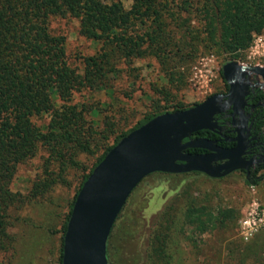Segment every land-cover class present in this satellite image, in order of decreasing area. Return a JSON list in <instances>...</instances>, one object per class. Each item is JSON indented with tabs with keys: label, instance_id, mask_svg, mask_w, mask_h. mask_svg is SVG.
Returning <instances> with one entry per match:
<instances>
[{
	"label": "rangeland",
	"instance_id": "rangeland-1",
	"mask_svg": "<svg viewBox=\"0 0 264 264\" xmlns=\"http://www.w3.org/2000/svg\"><path fill=\"white\" fill-rule=\"evenodd\" d=\"M104 1H120L126 10L133 5L132 0ZM205 1L154 0L162 37L151 42L144 26L133 20L127 36L143 40L137 51L126 50L124 55L114 42L81 35L74 17H48L49 33L63 40L67 66L88 78L68 102L57 95H52V102L54 108L75 105L82 112L81 136L88 149L63 140L58 152L51 155L48 146L39 145L32 157L17 163L8 185L16 199L6 211L10 245L0 252V264H59L62 226L70 205L83 177L116 137L147 115L175 107L188 109L223 92L220 71L227 62L264 67V33L253 35L240 61L205 41ZM91 58L97 67H87ZM90 73L95 75L93 80ZM248 76L251 83H261L264 93V80ZM52 119L48 113L33 117L32 123L48 132ZM189 207L225 212L229 218L217 229L198 234L186 222ZM261 209L264 177L254 186L240 173L218 179L200 173H153L132 191L114 223L111 264H264V229H243V221ZM157 232L165 238L161 254L156 252Z\"/></svg>",
	"mask_w": 264,
	"mask_h": 264
},
{
	"label": "trees",
	"instance_id": "trees-1",
	"mask_svg": "<svg viewBox=\"0 0 264 264\" xmlns=\"http://www.w3.org/2000/svg\"><path fill=\"white\" fill-rule=\"evenodd\" d=\"M132 2L131 9L126 10L120 1L106 3L104 0H0V252L6 251L10 245L6 211L16 199L8 185L17 163L32 157L39 145L48 146L52 155L60 150L63 140H68L69 144H73L72 147L88 149V143H84L81 136L82 129L84 130V125L80 123L84 119L82 112L77 111L75 105L65 106L63 109L54 108L52 102V95H57L62 102H68L88 78L82 77L67 66L63 40L49 33L48 17L70 15L79 20L81 35L93 40L114 42L121 49V55H124L126 50L137 51L141 47L139 40H143L141 36H138V40L127 36L126 29L133 20L144 26V33L151 42H156L163 35L161 16L154 8V0ZM202 12L205 17V41L232 60H242L243 54L252 44L253 35L264 33V0H206ZM148 20H151L152 24L147 25ZM97 66L95 59L87 60V67ZM90 74V80H93L95 75ZM220 75L223 78L222 70ZM225 87L228 89L226 82ZM257 92L258 99L264 100V93L258 90ZM186 109L175 107L172 111L147 115L115 138L83 177L62 226V244L77 194L104 156L123 137L154 117ZM48 113L53 116L50 130L40 131L32 123V118ZM255 122L259 129L264 126V108H259ZM194 136L214 138L213 134L206 130L198 131ZM186 152L204 151L198 149ZM262 178L254 177L245 181L248 185L257 186ZM123 210L124 207L121 213ZM228 216L225 212L212 213L204 208L189 207L185 219L198 234H204L217 229ZM110 236L107 242L109 264ZM163 236L157 232L154 237L155 243H159L156 248L158 254L163 253L165 247ZM256 250L254 255H257ZM61 260L62 248L59 264Z\"/></svg>",
	"mask_w": 264,
	"mask_h": 264
},
{
	"label": "water",
	"instance_id": "water-1",
	"mask_svg": "<svg viewBox=\"0 0 264 264\" xmlns=\"http://www.w3.org/2000/svg\"><path fill=\"white\" fill-rule=\"evenodd\" d=\"M250 74L264 80V67L235 61L222 67L229 87L225 97L230 105L238 99L239 110L246 105L250 92ZM222 97L212 95L186 110L158 115L123 137L104 156L74 201L63 237L61 264H109L107 242L111 230L130 194L145 177L153 173L198 172L218 179L235 170L248 169L239 133L233 140L237 144L231 149L205 138H191L201 130L220 133L215 115L222 110L217 103ZM198 149L208 153L186 152ZM261 159L264 161V156Z\"/></svg>",
	"mask_w": 264,
	"mask_h": 264
},
{
	"label": "flooded vegetation",
	"instance_id": "flooded-vegetation-1",
	"mask_svg": "<svg viewBox=\"0 0 264 264\" xmlns=\"http://www.w3.org/2000/svg\"><path fill=\"white\" fill-rule=\"evenodd\" d=\"M247 81L251 85L250 92L245 98L246 105L242 109H238V111L233 110V105H230L228 99L225 97L229 87L228 89L225 88L223 92L215 94L223 96L217 100L218 105L222 106V110L219 114L215 115V120L221 127V131L220 133H216L206 130L211 132L214 138L205 139L215 142L216 145L222 148L231 149L236 146L237 143L233 140L239 133L245 145L243 158L245 161H248L249 164L246 163V168L248 169H238L231 174L240 173L244 176L245 180H251L254 177L257 179L264 177V161L261 159L262 156H264V126L259 129L255 122L259 108H264V100L258 99L257 90L262 91L260 88L261 83H259L258 80H254L255 82L251 83L249 76L247 77ZM237 130L238 132L236 133ZM191 138L196 137L193 134ZM203 151L202 153H208L205 150ZM222 163L224 162H217L215 164Z\"/></svg>",
	"mask_w": 264,
	"mask_h": 264
},
{
	"label": "built area",
	"instance_id": "built-area-1",
	"mask_svg": "<svg viewBox=\"0 0 264 264\" xmlns=\"http://www.w3.org/2000/svg\"><path fill=\"white\" fill-rule=\"evenodd\" d=\"M257 38H258V41H260L261 35H258ZM251 217H252L251 219H247L243 221V229L248 228L249 232H257L261 229H264V209H261V211L258 213L253 211V214H251ZM245 239H247L246 236H245Z\"/></svg>",
	"mask_w": 264,
	"mask_h": 264
},
{
	"label": "bare ground",
	"instance_id": "bare-ground-1",
	"mask_svg": "<svg viewBox=\"0 0 264 264\" xmlns=\"http://www.w3.org/2000/svg\"><path fill=\"white\" fill-rule=\"evenodd\" d=\"M229 104H230V102H229ZM231 105H233V107L236 108V111H238V108H239V101H238V99L234 100V103L231 104Z\"/></svg>",
	"mask_w": 264,
	"mask_h": 264
}]
</instances>
